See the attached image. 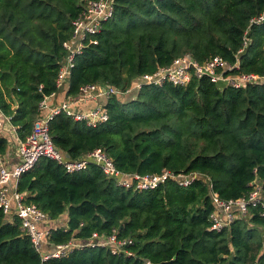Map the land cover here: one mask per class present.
<instances>
[{
  "label": "trees",
  "instance_id": "trees-1",
  "mask_svg": "<svg viewBox=\"0 0 264 264\" xmlns=\"http://www.w3.org/2000/svg\"><path fill=\"white\" fill-rule=\"evenodd\" d=\"M88 1L0 0V109L20 140L45 115V97L58 90L63 43ZM261 13L264 0H115L114 16L87 39L97 43L75 59L68 95L91 83L126 90L186 53L200 62L219 55L238 61L237 71L264 74V22L251 25ZM105 99L109 119L96 126L63 112L49 122L54 145L70 159L103 148L125 173H202L223 199L246 195L255 179L264 187V84L220 89L202 77L185 87L150 85ZM8 145L0 135L1 154ZM17 190L51 221L67 215L46 245L87 243L95 233L117 231L134 240L133 254L87 245L44 259L20 218L0 206V264H264L261 208L211 230L215 206L203 179L138 190L120 186L94 163L71 173L42 157L19 177Z\"/></svg>",
  "mask_w": 264,
  "mask_h": 264
},
{
  "label": "built area",
  "instance_id": "built-area-1",
  "mask_svg": "<svg viewBox=\"0 0 264 264\" xmlns=\"http://www.w3.org/2000/svg\"><path fill=\"white\" fill-rule=\"evenodd\" d=\"M115 0H90L84 11L73 22L74 31L72 38L63 43L67 50L66 57L62 62L57 77V87H61L70 77L78 54L89 44H96V39H87L99 33L103 23L114 16ZM264 22V13L253 18L251 25ZM248 30L244 37V48L249 44ZM240 50L242 52L244 50ZM238 61L230 63L222 56H213L204 62L198 61L192 54L186 53L176 57L169 65L160 66L152 73L140 75L131 87L122 90L111 84L91 83L81 86L76 95L80 99L108 98L111 95H127L139 91L144 86L163 85L171 83L175 86L185 87L194 78L208 77L212 82L219 85L220 89L233 87L237 89L250 85L264 84V74L254 72H241ZM54 94V93H53ZM52 94V95H53ZM47 99L41 103L42 110L47 107ZM65 113L76 120L86 121L89 125L96 126L109 119V113L105 104L86 112L75 110L68 102L56 106L49 114L43 115L36 123L33 131L25 140H20L18 156L20 162L14 169H9L3 154L0 153V206L7 215H17L22 223V229L30 235L37 250L43 252V258L61 257L76 247L103 246L111 250L113 254L132 255L129 246L134 243L130 237H121L117 231L104 237L96 233L92 241L83 243L70 240L66 244L56 245L53 251H44V244H48V237L52 228L59 227L51 224L48 215L35 204H25L24 195L17 190L19 177L32 169L36 162L42 158H50L62 164L68 172H76L86 169L90 163L101 167L104 173L114 178L117 183L125 188L138 190L151 189L168 179L176 181L181 186H189L198 179H203L210 188L212 202L215 206L210 215L211 230L221 231L229 227L236 219L248 213L251 206L260 207L261 215L264 217V187L263 183L255 179L251 183L250 191L236 199H223L213 189L210 177L198 172L175 173L164 169L160 174L125 173L119 170L111 157L103 148H96L84 157L72 160L62 153L53 143L50 134L49 122L59 113ZM10 117L0 109V129L4 121L10 122ZM15 182V189L10 192L11 182ZM146 264H150L149 262Z\"/></svg>",
  "mask_w": 264,
  "mask_h": 264
},
{
  "label": "crops",
  "instance_id": "crops-1",
  "mask_svg": "<svg viewBox=\"0 0 264 264\" xmlns=\"http://www.w3.org/2000/svg\"><path fill=\"white\" fill-rule=\"evenodd\" d=\"M68 88H69V79L63 83L58 90L48 97L47 99V107L44 109L45 114H49L53 108L56 106L61 105L63 102H68L72 105L75 110L86 112L90 109L96 108L99 105L105 104V98L100 97L96 99H80L77 96L68 95ZM136 94V91L132 92L130 95ZM0 135L6 136L9 140L8 150L5 153L4 157L6 160V164L9 169H14L15 166L20 162V158L18 156V146L20 139L17 134L16 127L11 124L9 121H4L2 128L0 129ZM10 192H13L15 189V182H11ZM14 213H12L9 217L12 218ZM51 224L55 226H63L67 224V215L64 214L62 217L57 221H52ZM54 245H46L44 244L43 250L44 251H53L55 250Z\"/></svg>",
  "mask_w": 264,
  "mask_h": 264
},
{
  "label": "water",
  "instance_id": "water-1",
  "mask_svg": "<svg viewBox=\"0 0 264 264\" xmlns=\"http://www.w3.org/2000/svg\"><path fill=\"white\" fill-rule=\"evenodd\" d=\"M175 259H171V260H168V261H163V262H160V263H153V264H175Z\"/></svg>",
  "mask_w": 264,
  "mask_h": 264
}]
</instances>
